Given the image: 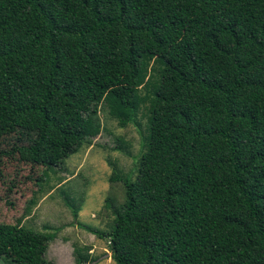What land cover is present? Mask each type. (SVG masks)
I'll return each mask as SVG.
<instances>
[{
    "label": "trees",
    "instance_id": "trees-1",
    "mask_svg": "<svg viewBox=\"0 0 264 264\" xmlns=\"http://www.w3.org/2000/svg\"><path fill=\"white\" fill-rule=\"evenodd\" d=\"M144 104L135 173L113 163L122 200L86 228L116 264H264V0H0V136L35 131L33 161L140 124ZM51 238L0 223V259L53 264Z\"/></svg>",
    "mask_w": 264,
    "mask_h": 264
},
{
    "label": "rangeland",
    "instance_id": "rangeland-1",
    "mask_svg": "<svg viewBox=\"0 0 264 264\" xmlns=\"http://www.w3.org/2000/svg\"><path fill=\"white\" fill-rule=\"evenodd\" d=\"M187 14L176 13L152 45L160 51L177 40L183 32ZM148 105V104H146ZM146 105L137 115L140 124L120 127L105 121V128L66 159L59 160V151L43 147L39 162L31 158L29 146L35 131L19 129L0 136V223L19 224L52 236L47 258L53 264H116L107 241L86 227H106L112 214L106 198L114 195L121 201L123 186L112 182L113 163L129 174L144 150L148 117ZM58 157L57 164L47 165ZM76 206L77 216L66 202ZM82 224V225H81ZM87 261H78L79 254ZM0 264H7L0 259Z\"/></svg>",
    "mask_w": 264,
    "mask_h": 264
}]
</instances>
